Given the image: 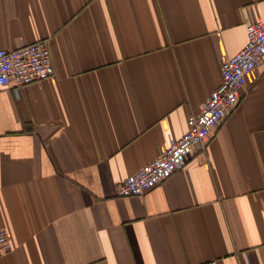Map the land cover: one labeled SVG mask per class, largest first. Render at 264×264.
<instances>
[{
    "label": "crops",
    "instance_id": "crops-1",
    "mask_svg": "<svg viewBox=\"0 0 264 264\" xmlns=\"http://www.w3.org/2000/svg\"><path fill=\"white\" fill-rule=\"evenodd\" d=\"M264 0H0V49L55 75L0 88V264H264V60L203 149L118 187L187 130Z\"/></svg>",
    "mask_w": 264,
    "mask_h": 264
},
{
    "label": "built area",
    "instance_id": "built-area-1",
    "mask_svg": "<svg viewBox=\"0 0 264 264\" xmlns=\"http://www.w3.org/2000/svg\"><path fill=\"white\" fill-rule=\"evenodd\" d=\"M264 60V20L246 26L243 48L221 64V81L212 91L202 109L187 120V130L180 139L154 161L127 177L118 187L120 197H142L169 179L186 163L197 148L203 149L212 132L245 94L246 77ZM55 75L46 41L16 50L0 49V88L19 90ZM11 251L6 231L0 230V253Z\"/></svg>",
    "mask_w": 264,
    "mask_h": 264
}]
</instances>
